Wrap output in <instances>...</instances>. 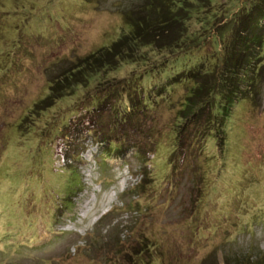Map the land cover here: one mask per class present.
I'll return each mask as SVG.
<instances>
[{"label": "rangeland", "instance_id": "1", "mask_svg": "<svg viewBox=\"0 0 264 264\" xmlns=\"http://www.w3.org/2000/svg\"><path fill=\"white\" fill-rule=\"evenodd\" d=\"M138 1L0 0V264L264 258V52L255 70L247 62L238 72L254 100L237 99L224 122L197 135L187 129L180 140L171 130L191 84L169 83L174 64L221 49L217 28L229 32L244 0H181L178 17L193 34L183 49L140 46L37 113L63 64L132 30L123 11ZM139 80L156 99L141 115L156 140L137 132L144 154L108 153L82 114L87 106L96 120L95 95Z\"/></svg>", "mask_w": 264, "mask_h": 264}, {"label": "trees", "instance_id": "2", "mask_svg": "<svg viewBox=\"0 0 264 264\" xmlns=\"http://www.w3.org/2000/svg\"><path fill=\"white\" fill-rule=\"evenodd\" d=\"M181 2L140 0L125 8L123 15L125 21L132 25V30L122 34L109 46L78 55L63 64L59 72L50 79V91L35 102L37 113L54 106L74 87L89 84L93 74L116 68L123 60L134 57L140 46L183 49L184 43H188L186 39L193 34L188 31L189 25L178 17L181 15L180 11H186ZM227 25H230L228 33L222 29L223 26L217 28L218 33L223 35L221 49L201 56L188 55L186 59H182V65H178V69L175 63L174 70L170 72V84L191 83L187 86L186 96L179 109L178 117L181 122L171 128L176 139L183 140L188 135L183 136L187 129L191 132L194 130L197 135L200 127L206 124L224 122L222 114H227L237 99L256 98V90L243 93L240 83L247 74L240 75L238 72L247 69V62H253L255 70L256 63L264 52V0H244L241 11L233 17V23ZM219 63L222 64V69L219 68ZM95 97L97 102L93 111H97L96 116L101 112L102 114L95 120L90 115V108L86 106L82 115L92 121L93 126L89 130L99 132L98 136L106 143V151L111 153L116 150L117 153L126 154L133 148L136 154H144L145 144L148 142L141 141L137 132L153 139L141 115L154 107L156 99L147 96L142 82H122L103 97ZM125 100L128 101L127 104L124 103ZM106 112L110 117L108 119H105ZM73 153L74 157L80 156L77 151ZM257 264H264V258Z\"/></svg>", "mask_w": 264, "mask_h": 264}]
</instances>
